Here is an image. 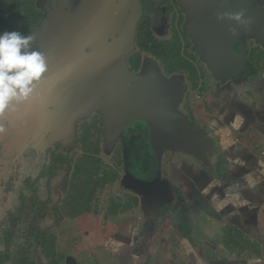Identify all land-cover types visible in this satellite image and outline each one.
I'll return each instance as SVG.
<instances>
[{
  "label": "water",
  "instance_id": "obj_1",
  "mask_svg": "<svg viewBox=\"0 0 264 264\" xmlns=\"http://www.w3.org/2000/svg\"><path fill=\"white\" fill-rule=\"evenodd\" d=\"M179 1L187 11L186 26L197 52L222 79L236 77L246 67V38L264 45V0ZM142 13L140 0H83L67 28L51 17L38 34L56 32L76 40L69 49L47 44L42 50L48 64L42 80L60 81L62 92L70 91L72 101L61 102L71 116L100 110L109 145L120 133L126 139L131 129L141 126L142 155L151 159L144 164L148 172L141 176L135 170L126 142L125 181L143 194V206L153 212L173 198L172 186L161 177L162 153L178 148L210 160L214 150L209 134L178 110L184 91L181 78H167L153 59H147L141 75L129 70L126 58L135 48ZM32 101L36 106L38 101ZM67 259L78 264L75 256Z\"/></svg>",
  "mask_w": 264,
  "mask_h": 264
},
{
  "label": "crops",
  "instance_id": "obj_2",
  "mask_svg": "<svg viewBox=\"0 0 264 264\" xmlns=\"http://www.w3.org/2000/svg\"><path fill=\"white\" fill-rule=\"evenodd\" d=\"M232 89L216 100L219 164L171 162L183 196L172 198L168 212L157 216L140 201L139 213L129 211L114 227L96 231L99 243L91 239L88 248L83 240L85 251L93 253L88 264H264V66L244 90L234 84Z\"/></svg>",
  "mask_w": 264,
  "mask_h": 264
},
{
  "label": "flooded vegetation",
  "instance_id": "obj_3",
  "mask_svg": "<svg viewBox=\"0 0 264 264\" xmlns=\"http://www.w3.org/2000/svg\"><path fill=\"white\" fill-rule=\"evenodd\" d=\"M82 1L26 0L27 10H24L25 22L23 24L26 26L27 31H25L24 35H32L34 37L32 50H38L42 53V50H46L43 46L47 44L58 45V48L65 47V49L73 46V41H76L74 38L58 35L56 32L45 36L44 33L38 34V31H42L43 23L51 17L60 26L67 28L72 14L79 9ZM140 2L143 13L137 26L135 48L126 58L128 68L132 73L141 75L146 67L148 57L152 56L155 62L159 61L160 64L156 63L161 72L167 78H174L182 72L167 73L158 58L149 52L140 50L137 38L140 34H144V36L150 35L158 39L156 33L163 35L169 30L171 33L169 39L175 38L177 35L180 37L185 35L191 40L192 38L186 26L187 11L179 0H140ZM7 3V0H0V4L6 5V8L8 6ZM182 25L184 26L182 27ZM160 38L159 40H167L164 39L165 37ZM190 46L188 53L192 52L190 51ZM30 87L32 86L30 85ZM35 88L34 92L39 93V95L35 96L33 92L27 100L20 102L13 100L3 117H0V128L3 129V131H0V155L3 156L1 158L4 160V167H7L8 171L16 172L15 174L19 173L18 177L21 180L24 178L34 180L39 195L38 182L43 179L47 186V196L42 198L44 200L51 198L54 205L60 204L64 207V201L69 199V195L72 194L70 192L77 184L74 180L78 176L75 174L79 173L77 170L79 157L90 156L100 160L102 149L109 150L114 147L118 150L120 157L117 166L105 167L103 164L101 165L105 168L116 170L119 173L123 187L131 189L125 181L127 172L125 144L127 142L131 145L136 136L143 134L141 126L137 125L134 129H131L127 133L126 139L125 135L120 133L113 145H109L103 113L100 110H94L78 118L73 117L71 115L74 113L71 110L63 108L61 101H72V99L71 95H69L70 91L62 92L60 81L42 80L35 85ZM17 92H19V89H17ZM218 99L219 97L217 101ZM32 100L38 101L37 104H34L36 106L30 105L33 102ZM214 106L217 108V103H214ZM186 116L196 126L195 120L189 115ZM77 151H81V154L75 155ZM42 156L43 160H40ZM58 157L60 158L57 159ZM130 158L135 165L138 163V160L131 155ZM61 159H64V161ZM32 163H39L37 177L27 172ZM119 167H122V174ZM84 169V172L87 170L94 172L95 168H91L87 164ZM139 175L141 174L139 173ZM116 181L108 184L116 183ZM61 192L64 195L66 194V197L61 196ZM135 192L124 195L116 194L114 196L125 198L126 195L130 194L137 197L139 203L140 201L143 203V194L138 190H135ZM55 195H58L57 199ZM77 262L79 264V261Z\"/></svg>",
  "mask_w": 264,
  "mask_h": 264
},
{
  "label": "trees",
  "instance_id": "obj_4",
  "mask_svg": "<svg viewBox=\"0 0 264 264\" xmlns=\"http://www.w3.org/2000/svg\"><path fill=\"white\" fill-rule=\"evenodd\" d=\"M7 1V8L6 5L0 4V32L18 30L24 35L27 31L23 24L25 22L24 10H27L26 0ZM137 44L141 51L149 52L158 58L167 73L186 72L194 87L199 84L202 72L194 64V56L188 53L191 43L185 35L159 40L150 35L140 34ZM138 54L140 53L138 52ZM262 58H264V51L260 53L256 50L248 52L246 67L219 92L224 90L231 92L233 84L242 89L245 88L263 68L264 63L259 64ZM1 156L0 264H70L67 258L74 255L58 254L56 250L57 236L53 229L58 228L65 218H75L82 213H98V205L96 207L92 205L96 193L102 191L108 183L116 181L119 178V173L112 168L103 167L101 159L80 156L77 163L79 173L75 174L78 176L74 180L78 185L75 184L70 192L72 194L69 195V199L64 201L65 206L63 207L60 204L54 205L51 198L44 200L38 194L34 180L29 178L21 180L20 177L15 176L14 171H8V168L3 165L4 160ZM213 157L215 156L213 155ZM61 160L64 161V159ZM149 160H151L150 156H147L144 164ZM203 160L208 162L206 159ZM212 162H216L215 159H210L208 163ZM87 164L89 167L95 168L94 172L89 170L84 172V167H87ZM219 168H221L220 165ZM172 194L173 198L176 196L180 198L184 192L182 188L172 185ZM138 204L139 199L130 194L125 198L112 196L108 201L107 213L117 215L133 209ZM169 208L170 205L167 202L150 214L157 216L158 213H167ZM48 219L52 220L51 224L44 226V222ZM40 256L43 260L41 262L38 260ZM76 260L78 261L77 257Z\"/></svg>",
  "mask_w": 264,
  "mask_h": 264
},
{
  "label": "rangeland",
  "instance_id": "obj_5",
  "mask_svg": "<svg viewBox=\"0 0 264 264\" xmlns=\"http://www.w3.org/2000/svg\"><path fill=\"white\" fill-rule=\"evenodd\" d=\"M2 1V0H1ZM177 25V24H176ZM175 25V26H176ZM184 25H182L183 27ZM158 35V36H157ZM156 36L158 39L160 37H165L164 39H169L171 36V33L169 30L163 34L159 35L156 33ZM161 39V38H160ZM191 41L190 51L191 54L194 56V64L196 67L199 68L201 73V78L199 79V84L197 87L193 86V83L191 80H189V74L188 73H179L176 75V77L181 78L184 86L183 95L181 98V101L178 106V110L183 112L185 115H189L191 118H193L196 122V126L200 129H203L212 139V147H213V155L215 157L211 158V160L215 159L216 162H212L218 164L219 162V155H221V151H219V139H217L216 133L219 132V125L216 122L217 114L219 113V103L216 102L217 98L219 97L218 92L221 91L222 87H225L228 85L229 81L235 79V76L230 77L229 79H222L218 75H216L209 67L207 62L203 59V57L197 52L195 48V42L193 39ZM246 51L247 53L256 50V52L260 53L264 51V45L260 44L256 39L253 38H246ZM190 53V52H189ZM148 59H154V57H148ZM159 63V61H156ZM264 63V58H262L259 61V64ZM160 64V63H159ZM214 103H217V108L214 106ZM140 136L136 137V139L131 143L130 148V154L134 159L138 160V163L135 165V170L141 174V176L147 174L148 169L146 172H144L145 165L143 160H145L144 155H142V145L139 142ZM76 154H81V151L75 152ZM161 165H160V171H161V177L162 179H167V181L170 183V185H174L176 187L182 188L175 180V178L172 177V174H170L171 169L169 168L171 165V162L174 160H178V158L183 159H189L195 163H198L199 165H207L209 162H205L202 158L196 156L193 153L184 152L182 150H179L178 148H169L166 149L163 153ZM185 155H191V158H186ZM175 157V158H174ZM43 160V156L40 157V160ZM101 161L103 166L110 167V166H117V163L120 160V157L118 155V150L114 147H111L109 150L102 149L101 151ZM18 162L20 163V160L18 159ZM211 162V161H210ZM205 165V166H206ZM203 166V167H205ZM119 170L122 174V167H119ZM39 171V163H32L29 166V169L27 172L33 174L34 177H37ZM16 173V172H15ZM19 174V173H18ZM18 174H15V176L18 177ZM121 178H119L116 183L107 184L105 186L104 190H100L96 193V197L93 201V207H98L99 212L98 213H82L78 217H75L74 221H71L69 218H66L64 220V223H67V227H64L61 229V226L57 229H53L54 234L57 236L56 240V250L58 254L60 255H71L73 254L74 250L79 251L82 250L81 253L77 259L79 261V264H88V257L90 254L89 251H85L84 242L83 240L87 241L88 248L90 247L91 239L98 240V236H96L97 230H102V228L105 226L106 228L108 225H111L114 227L116 224H118V221L125 220L129 214V211H132L133 213L138 212V210H142V205L139 203L137 206H135L133 209L119 213L117 215H110L107 213L108 208V201L109 199L116 195H124L126 193H136V189H130V188H124L121 184ZM19 183V182H18ZM171 185V186H172ZM39 187V193L41 197L47 196V186L46 182L41 179L38 182ZM61 196L66 197V194L64 195L63 192L60 193ZM55 198H58V195H55ZM179 198V196L175 199ZM16 201V200H15ZM168 208V207H167ZM143 213V212H142ZM52 222L51 219H48L44 222V226L50 225ZM72 223V224H70ZM84 224H92L94 226L95 231H92V227H87L90 229H85L83 231H77L75 228L77 226H83ZM61 225V224H60ZM77 225V226H76ZM100 230V231H101ZM75 235V236H74ZM79 239V240H78ZM92 243V242H91ZM99 243V240H98ZM97 243V244H98ZM96 260L98 259L104 261V258L102 256H96ZM38 260L41 262L42 257L40 256ZM43 261V260H42ZM101 263V261H99Z\"/></svg>",
  "mask_w": 264,
  "mask_h": 264
},
{
  "label": "clouds",
  "instance_id": "obj_6",
  "mask_svg": "<svg viewBox=\"0 0 264 264\" xmlns=\"http://www.w3.org/2000/svg\"><path fill=\"white\" fill-rule=\"evenodd\" d=\"M234 18L238 20L240 14ZM33 46L32 35L24 36L18 30L0 32V117L13 100H27L35 91V85L46 77V57L38 50H32ZM256 262L260 264L258 259Z\"/></svg>",
  "mask_w": 264,
  "mask_h": 264
}]
</instances>
